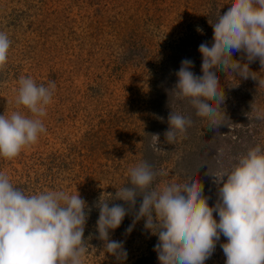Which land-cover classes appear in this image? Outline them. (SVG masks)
Instances as JSON below:
<instances>
[{
	"label": "rangeland",
	"instance_id": "rangeland-1",
	"mask_svg": "<svg viewBox=\"0 0 264 264\" xmlns=\"http://www.w3.org/2000/svg\"><path fill=\"white\" fill-rule=\"evenodd\" d=\"M232 0H0V32L11 45L0 66V115L17 106L19 80L39 85L54 81L56 88L46 116V132L13 159L0 157V172L25 195L63 190L79 193L87 205L84 264H159L154 251L158 237L146 230L145 220L130 233L143 193L135 209L109 238L123 242L126 258L108 253L96 229L101 203H116L115 193L131 187L129 169L147 163L156 173L148 190L168 182L198 180L213 207L216 177L259 145L264 151V66L249 63L246 54L233 59L248 63L249 77L225 69L217 71L224 101L215 118L198 116L191 98L172 91L181 61L190 59L192 71L202 75L199 45L213 39L218 16ZM202 31H197V29ZM216 107L215 101H209ZM192 111V112H191ZM170 112L191 124L166 143ZM259 115V118H258ZM159 134L163 151L153 147ZM226 179V178H225ZM146 190V191H148ZM111 194L112 196H109ZM213 217L219 221L216 212ZM221 234L204 264H225Z\"/></svg>",
	"mask_w": 264,
	"mask_h": 264
},
{
	"label": "clouds",
	"instance_id": "clouds-1",
	"mask_svg": "<svg viewBox=\"0 0 264 264\" xmlns=\"http://www.w3.org/2000/svg\"><path fill=\"white\" fill-rule=\"evenodd\" d=\"M211 26V45L203 42L198 49L203 58L202 75L192 71L193 61L182 60L172 91L180 99L191 98L198 116L215 118L224 92L213 69L227 68L243 79L256 80L249 75L248 63L233 59L234 52L246 54L249 63L259 59L264 66V0H232ZM10 45L8 35L0 32V66L7 62ZM55 88L54 81L38 86L30 77L20 78L16 104L31 115L20 111L0 115V157L15 158L46 132L41 117L47 114ZM209 101H215L216 107ZM168 124L164 136L166 143L173 144L191 120L170 112ZM150 136L154 150L163 151L158 147L159 134ZM129 174L131 187L116 191L114 196L128 208L101 203V198L95 205H99L97 238L106 241L108 253L126 258L123 242L110 239L109 232L119 228L126 214L135 209L139 191L142 202L126 232L144 219L145 229L158 237L154 251L159 264H204L221 234L227 238L220 245L225 264H264V151L259 145L242 155L230 171L215 176L222 187H218L213 207L198 180L170 181L163 188L148 190L156 175L150 165L141 163L130 168ZM86 220L87 205L77 191L74 195L59 190L29 196L0 172V264H84Z\"/></svg>",
	"mask_w": 264,
	"mask_h": 264
},
{
	"label": "trees",
	"instance_id": "trees-1",
	"mask_svg": "<svg viewBox=\"0 0 264 264\" xmlns=\"http://www.w3.org/2000/svg\"><path fill=\"white\" fill-rule=\"evenodd\" d=\"M191 112H192V111H191ZM190 114H191V113H190ZM190 114L188 115V117H187L186 119H188V118H189V116H191Z\"/></svg>",
	"mask_w": 264,
	"mask_h": 264
}]
</instances>
